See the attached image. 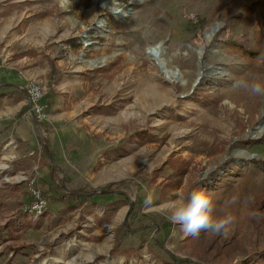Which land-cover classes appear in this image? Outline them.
I'll return each instance as SVG.
<instances>
[{"label":"rangeland","instance_id":"obj_1","mask_svg":"<svg viewBox=\"0 0 264 264\" xmlns=\"http://www.w3.org/2000/svg\"><path fill=\"white\" fill-rule=\"evenodd\" d=\"M70 1L72 11L58 0H0L13 56L40 55L31 67L55 74L29 166L0 150V175L18 192L0 210V229L14 228L0 264H264V131L253 137L264 97L233 87L264 81V0H101L92 17L95 0ZM103 3L129 16L119 21ZM158 43L185 85L149 58ZM22 174H37L48 201L38 218L25 211ZM198 191L235 222L186 236L161 206Z\"/></svg>","mask_w":264,"mask_h":264},{"label":"crops","instance_id":"obj_2","mask_svg":"<svg viewBox=\"0 0 264 264\" xmlns=\"http://www.w3.org/2000/svg\"><path fill=\"white\" fill-rule=\"evenodd\" d=\"M7 30L8 27L0 29V150L1 147L5 145V147H7H3L5 159L14 157L16 160L27 162L29 166L28 159L30 160L31 156L33 157L38 150L37 139L41 126L35 123L30 114V108L22 87L27 83L28 79L32 78L37 79L43 77L44 81L48 83L46 76L50 72L49 68L51 71L53 68L49 65V67L47 65L44 67L42 64H40L41 67H31V64L36 62V58L39 59L40 55H20L17 58L13 56L14 48L11 43L6 44L5 42ZM17 54H20V52H17ZM54 75L52 71L50 75L52 79H50L51 83H53ZM45 154L48 156L50 155L47 150ZM39 157L41 158V154ZM37 160H39V163L42 165L43 176L49 174V165L47 166L48 161L46 159L44 160V158ZM49 175L51 176V174ZM0 177L3 178L4 175H0ZM6 178L7 177L3 178L4 180H2L1 183L6 185L9 195L4 196L0 193V210L2 211H6L18 204V192H16L13 184ZM2 217L5 218L6 215L3 214ZM3 224L4 223H2V225ZM13 229L14 228L9 226L0 229V239L5 241L0 242V245L4 243L7 244V240L12 239L11 237L9 238V236ZM6 235H8V238H1ZM4 248L5 247H3L2 250ZM4 253L2 257L7 256V254Z\"/></svg>","mask_w":264,"mask_h":264},{"label":"clouds","instance_id":"obj_3","mask_svg":"<svg viewBox=\"0 0 264 264\" xmlns=\"http://www.w3.org/2000/svg\"><path fill=\"white\" fill-rule=\"evenodd\" d=\"M62 3L67 4L68 0H62ZM233 87L249 89L252 94L264 97V81L248 84L243 80H236L233 82ZM146 203L149 205L152 203L151 196ZM161 207L171 212L170 221L178 224L186 236L196 237L201 231L220 233L235 222V218L231 215L216 217L211 195L203 191L193 192L187 201L170 200Z\"/></svg>","mask_w":264,"mask_h":264},{"label":"bare ground","instance_id":"obj_4","mask_svg":"<svg viewBox=\"0 0 264 264\" xmlns=\"http://www.w3.org/2000/svg\"><path fill=\"white\" fill-rule=\"evenodd\" d=\"M58 1L60 2V4L62 5V7L64 9H66L68 11L74 10L73 5H72V3H71L70 0H68V3L67 4H63L62 3V0H58ZM97 3L100 4L101 3V0H95L94 7L90 11L87 12V15L89 17H92L93 15L96 14V11H97V8H96L97 7ZM102 5H103V8H105L106 10L109 11V15L113 16L115 19H117L119 21L120 20H124L125 18H127L129 16V12L126 9L121 8V6H119L117 3H114V4L103 3V4L100 5V7H102ZM79 13H82V12L80 11ZM106 23L107 22H106V19L105 18L99 20L97 22L98 27H99L98 29L100 30V29L104 28L105 25H106ZM216 29L217 28H215L212 32H210V33L208 32L206 34L207 40H210L211 38H213V35L216 32ZM165 49H166V47L162 43H158V44H156V45L148 48L147 49V54H148L149 58H151L161 68H163V74L166 76L167 79H169L172 82H176V83L185 85L186 82H187L184 79L185 76L182 77L181 72L178 69L174 68L173 67L174 65L171 66V64L168 63V60L164 57ZM79 60H80L81 63H84L86 66L88 65L90 67H96V66L105 65V63L107 61V58L106 57H103L100 60L90 61V60H87L84 57H82ZM198 81H199V78L194 82V85H196L198 83ZM263 131H264V127L259 128V130H257V131L254 132L255 135L254 136L252 135V136L253 137L260 136L263 133ZM259 183L260 182H258V184ZM102 247L103 248H108V245L104 244ZM110 263H112V262L109 261V264Z\"/></svg>","mask_w":264,"mask_h":264},{"label":"built area","instance_id":"obj_5","mask_svg":"<svg viewBox=\"0 0 264 264\" xmlns=\"http://www.w3.org/2000/svg\"><path fill=\"white\" fill-rule=\"evenodd\" d=\"M22 90L35 123L41 125L46 122L48 120V112L45 101L49 91L48 83L41 79H28ZM37 178V174L30 178L22 174L18 179V183L29 181L28 190L31 196V203L28 207L26 206L25 211L29 210L30 213L34 214L35 218L42 216L48 210V201L43 195L42 188L36 186Z\"/></svg>","mask_w":264,"mask_h":264},{"label":"trees","instance_id":"obj_6","mask_svg":"<svg viewBox=\"0 0 264 264\" xmlns=\"http://www.w3.org/2000/svg\"><path fill=\"white\" fill-rule=\"evenodd\" d=\"M51 62V64H52V61H50Z\"/></svg>","mask_w":264,"mask_h":264}]
</instances>
